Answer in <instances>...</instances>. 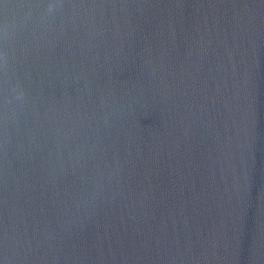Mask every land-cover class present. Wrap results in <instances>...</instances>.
Instances as JSON below:
<instances>
[{
    "label": "water",
    "instance_id": "1",
    "mask_svg": "<svg viewBox=\"0 0 264 264\" xmlns=\"http://www.w3.org/2000/svg\"><path fill=\"white\" fill-rule=\"evenodd\" d=\"M5 52L0 264H264V0H0Z\"/></svg>",
    "mask_w": 264,
    "mask_h": 264
},
{
    "label": "clouds",
    "instance_id": "2",
    "mask_svg": "<svg viewBox=\"0 0 264 264\" xmlns=\"http://www.w3.org/2000/svg\"><path fill=\"white\" fill-rule=\"evenodd\" d=\"M53 5L49 4L48 5V12L51 13L53 10ZM8 65V58H7V53H0V68L6 69ZM23 94L20 93L18 98L22 99Z\"/></svg>",
    "mask_w": 264,
    "mask_h": 264
}]
</instances>
